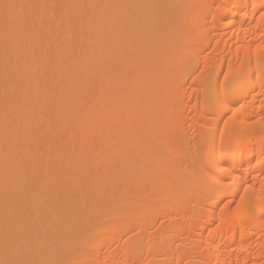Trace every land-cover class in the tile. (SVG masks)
<instances>
[{"label": "snow or ice", "instance_id": "obj_1", "mask_svg": "<svg viewBox=\"0 0 264 264\" xmlns=\"http://www.w3.org/2000/svg\"><path fill=\"white\" fill-rule=\"evenodd\" d=\"M228 7L170 0H0V264H152L134 230L120 239L125 251L139 253L137 259L101 256L105 247L115 252L103 243L111 229L93 223L92 212L144 203L134 193L151 192L155 208L186 204L191 224L180 235L200 232L201 248L205 234L211 245L214 234L228 235L238 220L264 221V148L248 160L262 177L253 183L231 163L236 138L251 129L230 128L246 107L232 97L254 84L257 74L264 97V27L257 25L255 58L249 49L240 69L220 61L216 71L204 57L186 85L195 103L186 105L187 96L173 83L175 62L196 46L191 31L205 33L220 23L235 27L223 14ZM248 7L245 15L264 21V0ZM259 115L264 121V108ZM257 187L260 196L252 203L248 193ZM157 222L165 223V216Z\"/></svg>", "mask_w": 264, "mask_h": 264}, {"label": "bare ground", "instance_id": "obj_2", "mask_svg": "<svg viewBox=\"0 0 264 264\" xmlns=\"http://www.w3.org/2000/svg\"><path fill=\"white\" fill-rule=\"evenodd\" d=\"M25 2V0H21ZM54 2V0H49ZM55 2L68 3H85V2H129V0H55ZM150 2V0H149ZM174 3H213L222 2L229 7L224 10V15L233 18L235 27H231L224 23L210 25L205 33L199 31H191L192 42L196 45L190 54L182 56L175 62L173 68L174 86L180 91L181 95H186L185 104L189 101L195 103L194 93L186 85H191L190 76L195 72L197 66H203L204 57L207 56L210 69L220 71V61H228L234 70H238L247 62L246 52L250 49L253 58H255V48L257 41L260 40V33L257 25L264 27V21L260 20L259 15H245L249 11L250 4L259 5V0H170ZM255 20V23H253ZM231 28V30H229ZM209 43L212 47L209 48ZM240 51L237 54L236 49ZM207 49V52L204 50ZM203 53V55H202ZM211 53V55H208ZM185 85L184 87H180ZM5 77L3 71V57L0 54V121L3 119L5 110L4 98ZM253 88L256 91H253ZM260 80L259 74L255 78L254 84H250L243 91H237L233 97V103L239 101L246 105L238 114L239 120L233 121L230 128L235 129L250 128L251 134L247 137H237L238 150L232 158V165L236 172L243 171L247 179L256 183L262 179L256 171H251L248 160L253 155L259 157L262 148H264V134H261L260 113L264 108V97L259 95ZM235 110V109H233ZM255 118V119H253ZM193 130L198 127L196 118H192ZM223 131V125H219ZM3 142L2 130H0V242H2L3 225H4V205H3ZM251 171V175L249 172ZM242 194V193H241ZM138 198L144 203L128 204L114 203L110 207V211L105 210L92 212L93 223L108 225L111 230L104 235L103 243L111 246L115 252L110 251L109 247H105L101 256L108 253L110 258L114 257L117 261L139 257L138 252H134L129 248L124 250L123 242L120 237L124 233L131 234L135 231L141 238L144 245V257L152 262V264H205L211 261V264H264V221L260 219H250L247 223L237 221V225L233 227L232 232L222 238L214 234L215 243L209 245V237L205 234L203 241L205 247H199L200 232L191 235L181 236V232H185L186 225L190 226L191 220L185 215L186 204H171L162 208L150 206L155 203V197L151 192H141ZM260 196L259 188L255 192L252 190L248 193V200L255 203ZM235 213V209L232 210ZM167 214V215H166ZM225 214L228 210L225 209ZM192 215V214H190ZM161 216H165V223L161 224L157 221ZM179 217V219L177 218ZM201 220V231H203V218ZM149 239L152 243L149 244ZM176 241V245H173ZM120 245L119 248L116 246ZM153 249L152 255H148V248ZM0 258H2V250H0Z\"/></svg>", "mask_w": 264, "mask_h": 264}]
</instances>
